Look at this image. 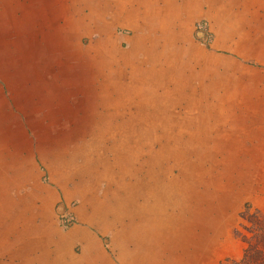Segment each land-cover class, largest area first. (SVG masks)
Instances as JSON below:
<instances>
[{"label":"rangeland","instance_id":"rangeland-1","mask_svg":"<svg viewBox=\"0 0 264 264\" xmlns=\"http://www.w3.org/2000/svg\"><path fill=\"white\" fill-rule=\"evenodd\" d=\"M13 3L0 0V206H27V234L0 231V264L239 261L247 214L264 216V0H172L132 27L106 15L50 53L41 39L16 46ZM64 4L65 19L90 15ZM102 44L117 54L104 59ZM155 176L160 216L133 190Z\"/></svg>","mask_w":264,"mask_h":264},{"label":"bare ground","instance_id":"bare-ground-1","mask_svg":"<svg viewBox=\"0 0 264 264\" xmlns=\"http://www.w3.org/2000/svg\"><path fill=\"white\" fill-rule=\"evenodd\" d=\"M159 1V0H108L107 2H104L102 0H99L97 1L96 4H91L90 0H71L70 3H71V7L70 9H73L71 11H74L76 12L77 10L79 11H83L84 6H88L90 5V15H88L87 17H84L83 19H79V21L81 23H77L76 20L77 19H74L73 17H70V18H67L66 20V24H69L71 28H75L77 25H82V23L84 24V22H87L89 24L88 28L91 27V31L92 29L94 30H99V27H104V25L107 27V24H106V15H110L111 17V20H110V24H118L120 26H126V27H132V26H135L136 23L138 22L139 18H143V19H146V24L149 23L150 21H147V19L153 21L155 16H161V15H164V13L166 12V10H169L170 9V5L172 4V0H163V3L165 4V7H154V5L156 4V2ZM142 2V3H141ZM144 2V3H143ZM79 4V5H78ZM138 5V8H136L135 6ZM142 5L141 8H143L144 10L142 12H139V10L141 9L140 6ZM79 6L80 9H79ZM199 8V6H196ZM136 8V9H135ZM195 8V7H194ZM135 9V10H133ZM151 10V11H150ZM93 12L96 13L95 16H93ZM140 13H143V16H141ZM76 15H78L76 13ZM165 16V15H164ZM138 18V20H137ZM165 23H167L166 21H164ZM137 26V25H136ZM135 28V27H134ZM94 30V31H95ZM111 37V36H110ZM102 43L104 44V41L102 40ZM102 44V57L104 59H109L113 56V54H117L116 53V49L115 47L107 44L106 46H104ZM98 52H99V49H98ZM118 86V84H116ZM136 90H134L135 92ZM142 92H143V89H142ZM134 94H137V95H142V94H139L138 92L134 93ZM130 95V94H129ZM128 96V95H127ZM142 97V96H141ZM135 99H137V97L134 99H130L129 102L130 104L132 102L135 101ZM140 103V102H139ZM142 103V102H141ZM112 104V103H111ZM110 104V105H111ZM122 104V103H121ZM146 105V104H145ZM155 105V104H154ZM139 106V105H138ZM113 108V107H112ZM117 113V111H116ZM158 113V112H157ZM119 114V113H118ZM148 114V113H147ZM155 114V113H154ZM146 115V114H145ZM132 116V115H131ZM151 116V113L150 115ZM116 118V114H112V116H110L108 119H105L106 123H102V122H99L101 125H108V126H111V122H113ZM135 119V117H133ZM167 118V117H166ZM118 119V118H116ZM140 118H138L139 120ZM119 120V119H118ZM149 120V119H148ZM152 120V119H151ZM144 121H147L144 120ZM108 128V127H107ZM112 128V127H111ZM149 128V127H148ZM105 129V128H104ZM146 129V128H144ZM143 129V130H144ZM114 132V133H113ZM112 135L113 136H116L117 133H115V131H111ZM153 133V132H152ZM139 134H143L141 133V131L139 132ZM138 134V136H139ZM150 134V133H149ZM143 136V135H142ZM114 138V137H113ZM147 139V138H146ZM126 140H127V137H126ZM126 140H124L126 142ZM141 140V139H139ZM154 140V139H153ZM118 143L121 142L119 140H117ZM136 141V140H135ZM144 142V141H143ZM147 142V140H146ZM117 144V143H116ZM141 144V143H140ZM147 144V143H146ZM128 144H125V148H124V145H120V146H115L116 148H120V149H117L119 154L116 156L121 158L122 156L124 157V154H126V149H127V146ZM132 145V144H131ZM135 145V144H134ZM137 146V145H136ZM149 146V145H148ZM132 147V146H131ZM138 147V146H137ZM150 147V146H149ZM136 148V147H135ZM133 149V148H132ZM113 151V150H112ZM139 151V150H138ZM122 152V153H120ZM124 153V154H123ZM143 154V153H142ZM126 156V155H125ZM125 158V157H124ZM148 165V164H147ZM134 167V166H133ZM123 168V167H122ZM142 168H144V166H142ZM142 168H138V169H142ZM163 168V167H162ZM124 170V169H123ZM142 171L144 172V170L142 169ZM137 172V170H136ZM151 172V171H150ZM149 172V173H150ZM138 173V172H137ZM145 173L147 174V171H145ZM148 173V174H149ZM150 176V175H148ZM147 176V177H148ZM139 178V177H138ZM141 179V178H140ZM153 179V178H152ZM161 181V180H160ZM142 182H143V179H142ZM148 184L146 185L145 183L142 185V187H140L139 189L135 188L133 189L134 192H137V191H140V192H143L142 193V196L141 198L143 197L144 199V202L142 203V206H140V211L144 213H149V214H152L154 216H160V210H161V207L159 206V200L160 198H162V192L160 191V189H158V186H159V180L156 179V176H155V179L154 180H151L149 179ZM128 185H131V182L128 184ZM138 185H139V182H138ZM163 193H166V192H163ZM139 194V193H138ZM170 195L172 196V191H170ZM140 197V195H139ZM165 197H166V194H165ZM168 198V197H167ZM131 201H134L133 199V196L132 195H128V200ZM163 201V200H162ZM167 207V205H166ZM158 211V214H157V211ZM100 214V217L98 219L97 217V214H95V218L98 220L99 223H103L102 225L105 226V228H108V226H112L113 224L112 223H106L105 219H103L104 217V214L99 212ZM110 218V217H109ZM114 219V218H113ZM117 224V223H115ZM96 226V225H95ZM142 235V233L140 234ZM124 249V248H123ZM68 264H75L70 262Z\"/></svg>","mask_w":264,"mask_h":264},{"label":"crops","instance_id":"crops-1","mask_svg":"<svg viewBox=\"0 0 264 264\" xmlns=\"http://www.w3.org/2000/svg\"><path fill=\"white\" fill-rule=\"evenodd\" d=\"M65 1L66 0H14V3L8 6L9 7L8 9L10 11L12 9V13L8 17L9 19L7 20L8 22L7 28L12 29V31H15L17 34L18 32H20L16 38V42H15L16 46L21 47L22 42L23 43L26 42V39H29L30 41L35 43H39L38 41L41 39L42 41H44L46 45L44 46L38 45V47H40V50L45 49L47 50V53H50L56 49V47H54L55 44H53L55 43L56 40H58V42L59 41L63 42V40L68 41L71 38L70 35H65L66 37L63 36L62 39L60 38L61 33L64 35V33L68 31V29H72L69 24H66L67 20L63 17L65 16L64 15L66 8V4H64ZM199 3L200 2L198 1L195 3V5L198 6ZM70 7L71 5H68V9H70ZM199 8L202 9L201 4L199 5ZM19 12L25 14L28 17H31L28 20L29 23H27L23 17L18 16ZM61 16H62L63 24H61V18H60ZM28 24H29V29H28ZM7 28L6 29L4 28L5 29L4 31L6 35H9L11 31L8 30ZM52 40H54V42ZM238 41L239 43H235L234 46L231 47V49L234 50L236 53L240 54V51L244 52V50L247 48V44L245 43V41L243 42L242 38ZM50 45H54V46H50ZM239 45L242 47L239 48L238 47ZM11 182H13V180H11ZM1 188H3V186ZM7 191H8L7 187L4 188L3 190H0V196L3 197L4 199L6 197H9L7 196L9 194L6 193ZM7 202L8 205L5 204L4 206L2 205L0 206L1 207L0 231L3 232V235L6 234V236H25L27 234L26 233L27 228L25 227L26 217H24L26 216V214L25 213L23 214V211H26L25 209L27 208V206H24L20 210L21 212L18 210L14 211L12 208L14 206H17L18 209V204H16L11 199L9 200L7 199ZM3 215L10 217L11 222L6 223V221H3L4 220L2 219Z\"/></svg>","mask_w":264,"mask_h":264},{"label":"trees","instance_id":"trees-1","mask_svg":"<svg viewBox=\"0 0 264 264\" xmlns=\"http://www.w3.org/2000/svg\"><path fill=\"white\" fill-rule=\"evenodd\" d=\"M246 221V233L241 236L245 245L241 259L222 264H264V216L255 211L247 214Z\"/></svg>","mask_w":264,"mask_h":264}]
</instances>
